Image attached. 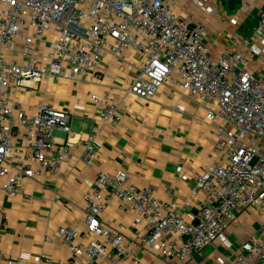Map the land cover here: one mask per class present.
<instances>
[{
	"label": "built area",
	"instance_id": "1",
	"mask_svg": "<svg viewBox=\"0 0 264 264\" xmlns=\"http://www.w3.org/2000/svg\"><path fill=\"white\" fill-rule=\"evenodd\" d=\"M181 1L0 0V181L7 196L21 193L24 183L41 173H54L72 145L54 142L55 132L69 133L68 112L40 104L27 115L16 94L52 74L77 83L99 79L106 72L105 53L114 59L128 52L142 57L129 95L149 102L170 81L206 105L207 120L220 121L216 148L226 160L193 174L192 195L200 200L192 222L181 218L183 206L129 185L125 170L98 174L84 196L85 232L59 230L71 264L133 260L137 248H155L166 264H188L214 241L225 240L236 210L264 209V9L250 36L229 35L226 49L213 55L206 26L174 14ZM9 54L20 63L9 62ZM90 100L101 106V123L115 120L116 105L108 95ZM96 131L87 136L86 162L94 153ZM113 199L134 215V228H143L128 242L100 218ZM241 249L220 264H264L259 238ZM2 262L53 264L35 262L28 252L6 259L0 253Z\"/></svg>",
	"mask_w": 264,
	"mask_h": 264
},
{
	"label": "crops",
	"instance_id": "2",
	"mask_svg": "<svg viewBox=\"0 0 264 264\" xmlns=\"http://www.w3.org/2000/svg\"><path fill=\"white\" fill-rule=\"evenodd\" d=\"M195 1L201 4L198 6ZM264 0H182L174 14L192 18L207 29V44L213 55L223 52L229 35L250 36L257 24ZM237 25L231 26L230 20ZM40 51V49H39ZM20 63V57H7ZM142 57L128 52L118 59L105 53V74L87 83L70 82L52 74L16 94L27 115H34L40 104L70 114L69 133L55 132L54 142L69 140L68 156L54 173H41L23 185V191L7 196L0 181V253L3 258L20 252L31 254L33 261L51 260L53 264H71L68 248L59 230L73 228L85 232L84 196L98 174L125 170L128 183L138 189L149 188L162 203L183 206L181 218L190 223L196 214L200 196L192 195L193 174L207 164L226 160L217 148L219 120L206 119V105L189 98L167 81L147 102L127 93L138 76ZM108 95L116 105V118L109 124L98 119L101 106L90 96ZM96 128L94 153L84 160L87 136ZM20 144L21 141L17 140ZM38 170L36 164H31ZM187 204V205H184ZM101 220L130 241L142 227L132 226L134 215L126 213L118 200H111ZM196 254L188 264H220L235 259L252 237L264 242V209H238L224 234ZM83 260V259H82ZM1 264H5L2 262ZM116 264H166L157 250L137 248L133 260Z\"/></svg>",
	"mask_w": 264,
	"mask_h": 264
}]
</instances>
